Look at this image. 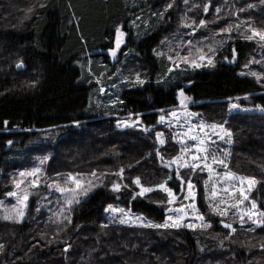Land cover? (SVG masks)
<instances>
[{
    "label": "trees",
    "instance_id": "16d2710c",
    "mask_svg": "<svg viewBox=\"0 0 264 264\" xmlns=\"http://www.w3.org/2000/svg\"><path fill=\"white\" fill-rule=\"evenodd\" d=\"M258 1L220 0L213 2L211 12L222 2H226L222 12L228 17L240 13L241 9V13L251 12L252 8L246 7L253 5V8H259ZM41 4L45 6L40 7ZM233 5L234 12H231ZM161 13L163 3L159 0H0V171L7 168L11 171L20 167L22 162L13 161L14 156H19L15 151H23L27 144V150L30 152L53 149L48 163L49 170L67 166L78 171H81V168L105 171L107 166L116 162V158L123 151L137 148L136 155H142L146 148L138 147L140 132L156 140V132L162 130L166 143L159 144V147L157 144L156 150H159L166 162L176 155L171 154L172 146L169 144L173 138L163 129L167 124L160 123L159 117L165 115L167 119L168 113L179 105L178 90L182 88L185 95L191 97V102L188 103L189 111L197 113L207 122L224 124L231 130L232 143L229 145V155L226 159L228 170L236 175L257 179L258 183L250 190L244 185L245 192L250 200L256 201L260 210H264V111H261V108H264V82L263 79L257 81L243 72V65L239 66L242 60L245 62V48L249 47L248 42L237 40V44L230 48V54L232 48H235L239 56L235 67L220 63L211 69H187L167 75L169 63L162 57L159 59L157 52L165 37L172 32V28L170 24L163 23ZM169 15L175 16L173 11H169L164 17ZM260 16V24L255 26L264 30V18ZM242 17L244 18V14ZM138 20L141 35L146 25L147 28L140 40L135 41L133 35L137 27L131 24ZM221 23L225 21L222 20ZM118 25L127 30V39L121 44L119 57L130 50L138 54L147 64L150 82L143 86L120 85L118 88L122 111L113 119L104 118L103 114L95 112L97 110L92 100L96 97L94 92L97 84L93 78L104 73L103 65L112 66L109 49L115 46V28ZM231 25L236 29V23ZM240 34L242 38L246 35ZM98 50L109 53L95 54ZM88 54L93 60L92 76H89L85 69ZM129 58L126 56L125 63ZM21 60L24 68L18 70L17 64ZM241 72L245 75H240ZM112 83L118 81L114 79ZM104 88L107 91L108 88ZM232 103L239 104L240 108L230 110ZM160 109L165 111L161 113ZM129 113L139 114V124L135 127L119 126L117 131L115 126L118 122L129 120L131 124V121L136 120V115L129 117ZM197 118L193 117L191 123L197 124ZM5 120L8 121L7 126L4 125ZM183 123L182 119L181 124ZM140 125L147 127L149 131H143ZM73 126L79 128L78 131H75ZM63 128L67 130L64 137L66 141L75 145H60L59 141L53 145H33L40 139L52 140L53 136L45 137V134L64 132ZM135 129L138 131H131ZM181 130L183 132L185 128L182 127ZM8 141H12L9 147ZM119 142L121 147L116 148ZM76 151L80 154L77 158L80 165L72 159ZM152 164L156 168L154 175H147L146 169L142 166L138 168V165L127 177L129 182L132 183L131 180L139 176L145 186H155L172 176L167 186L173 189L179 201L185 193L186 185H182L176 178L175 168L170 170L163 166L158 156L153 157ZM217 171L222 173L224 170ZM180 175L186 181L183 172L180 171ZM207 177L208 185L213 188L215 183L218 192L213 203L223 198L231 204L233 201L229 200L228 195L221 189L234 188L238 181L224 182L215 175L209 179V174L204 170L197 173L195 178V187L200 191L196 194L199 210L204 211V207L208 209L205 196L209 192L208 189L205 191L204 182L199 181L197 184V181H206ZM11 190L12 183L7 180L0 183V199L6 198L5 194ZM132 195L133 191L130 190L113 192L109 188H100L77 205L72 213L71 223L53 221L43 226V229L55 228L62 238L61 241L71 245L67 252L64 251L66 245L63 246L54 240L48 242L47 238L40 235L41 222H38V227L28 228V225L36 223L34 213L38 203L32 199L28 205L31 215L27 222L15 230L5 229L0 237V243L5 244L3 250L0 249V264H163L161 256L165 258V253L161 252L160 243H163L164 238L155 239L156 235L151 229L140 238L134 234L125 236L130 237L128 246L123 247L122 244L114 242L111 253H92V248L99 239V232L92 231L90 234L87 225L96 224L95 226L110 230L108 225L125 229L137 222L120 223L118 213L105 211L109 204L124 209L130 208L134 218L148 219L145 222H164L166 216L171 214L168 212L170 206H163V202L168 199L163 191L156 190L145 197L137 196L135 199H132ZM235 195L239 196L238 193ZM154 196L160 198L154 200ZM248 207V201L241 205L244 209ZM233 212L235 210L230 209L227 217H221L211 211V227L206 228L199 249L204 253L206 249L213 250L214 257L212 251L211 259L221 260L223 256H229L230 252L237 251L238 256L243 254L237 264H264V226L255 225L245 217V223L248 224L240 227V221ZM221 219L232 223L236 228L229 241L220 240L219 234L225 232L219 223ZM9 231L13 233H8ZM114 233L112 237L118 239V234ZM175 237L171 239L177 244L179 237ZM185 237L190 246L184 249L189 253H197V257L187 262L184 260L188 256L183 255L180 261L168 264H206L203 262L204 253L198 254L195 241ZM181 241L182 237L180 243ZM51 242L56 243L47 246ZM221 244L223 247H220ZM135 246L140 247L141 251L130 250L129 247ZM144 250L147 253L152 251V255L142 256ZM246 252H249V258Z\"/></svg>",
    "mask_w": 264,
    "mask_h": 264
},
{
    "label": "rangeland",
    "instance_id": "374dc122",
    "mask_svg": "<svg viewBox=\"0 0 264 264\" xmlns=\"http://www.w3.org/2000/svg\"><path fill=\"white\" fill-rule=\"evenodd\" d=\"M159 1L163 3V15L160 18L165 25L170 24V26L172 28V32L165 37L162 46L158 48V50L160 49L158 52H163L166 55H164V56L158 55V57H159V59H161V57L166 59V61L169 63V67L171 66V64L167 60L166 56L168 54L174 55V53L169 52V47L178 48V46H180L181 43H183L186 46L187 41L191 40L193 42V46H194L193 50H195V47H204V50L207 51L206 45L212 44L214 47H217V45L215 44V41L223 39L225 41L224 46L221 49H219L218 54L214 57L215 66L214 67L204 66V67L198 68V69H202V68L211 69V68H215L218 64L222 63V60L225 56H227V57L230 56L229 58H231L232 56L230 54V48L233 45L237 44L236 43L237 40H240V41L248 42V44H249V47L245 48L246 49V59H245L246 63L243 62V60L239 63L240 67L243 65L241 70L243 72H245L246 74H248L250 72L264 73V46H261V43H258L256 40L247 41L244 39V37L242 38L241 34H240V33H243L246 35L250 34V32L248 31L249 25L259 29V27H256L255 24H260L259 15L263 16L262 18H264V2H262V0L258 1V3H259L258 7L259 8H253V7H248V6L246 7L245 6L246 8H252L251 12L241 13V11H240V13L234 14V15L231 14L229 17L227 15H224L222 12V9L226 6V2H222L218 5V7L221 9V11L219 13H216L215 10L213 12H211L212 4H214L213 2H217L220 0H187V3H185V0H167V3H166V0H159ZM169 3L172 4L171 8H167V5ZM205 5H209L207 13H205L203 10ZM166 8H167V10L165 11ZM233 10H234V5L232 6L231 12H234ZM169 11H173L175 16L169 15L165 18L164 15ZM242 14H244V18L242 17ZM139 19H142V17H139ZM152 19H154V18L152 17ZM200 20H205L207 22L205 27L199 26ZM222 20H224L225 23H221ZM193 21H195L196 23L193 24ZM139 22H140V20H138L137 22L134 21L135 24H133V23L131 24V26L137 27V30L135 31V33L133 35V40L135 38V41L140 40V37H142L145 34V28H147V25H146L143 29L144 32L141 35L140 34L141 28L139 29ZM152 22L154 24L157 23L154 21H152ZM232 23H236L237 25H239V28L236 27V29H233L230 36L227 33H220L221 28L226 27L227 25L232 24ZM219 24H221V25H219ZM186 25H192V26L188 27ZM156 28L157 27H155V29ZM122 30L126 33V35L124 37V41H125L127 39L126 38L127 37V30H124V28ZM147 31H148V29H147ZM119 51H120V49L117 51L115 57H113L112 55L110 57L111 58L110 60L112 61V64H111L112 66L106 67L105 65H103L105 68L104 69V76H100V77L94 76V78H93V81L97 84V87H96L95 92H94V96H96V97H95V99L93 97L92 102H93V104L97 110V111H95L96 114H103L105 116L104 118H109V117H112L113 119L117 118L118 117L117 113H119V111L120 112L122 111V105L120 103H117L115 106H113L111 101L116 100L117 97L120 100V89L118 88V87H120V85L127 84L130 86H134L132 83L127 82L125 80V78H128V80H132V79H134V74L139 72L141 75V78L145 80L144 84H147L150 82V71L146 66L147 64L145 62H143V60H141L140 56L136 53L134 54V52H132L130 50V51H127L124 54V56L119 57V54H118ZM185 51H186V47H185ZM181 54H185V52L182 51ZM126 56H128V58L130 56H134V58H129L127 60V62L125 63ZM87 58H88V61H87V65L85 66V69H86L87 74L89 76H92L93 75V70H92L93 60L90 58L89 54L87 55ZM253 59L255 61H260V63H254V62L250 63V61H252ZM89 61H91L90 64H89ZM244 64H247L248 67H244ZM98 66L99 65H97V67ZM89 67L91 68V72H89ZM187 69H192V68L181 64L180 67L175 69L173 72H175V71L182 72V71H185ZM173 72H171V73L166 72V74L170 75ZM109 77H111V78H109ZM97 78L100 79L99 84L96 82ZM114 79H116L118 81V83H112L111 84V81H113ZM263 82H264V79H263ZM104 86H106V88H108V89L105 93H101L99 91V89H100V87H104ZM135 86H140V85H135ZM189 102H191V101H189ZM197 117L198 118L196 119L197 120L196 122L199 123V120L203 119V118L201 116H197ZM118 120L120 121L122 119H118ZM203 120L205 121V119H203ZM205 122L210 123L207 121H205ZM182 125H184V123ZM118 127L119 126L117 123L115 126V129L117 131L119 130ZM74 128H76V127H74ZM184 128L186 130L187 125H184ZM78 129L79 128H76L75 131H78ZM163 129L166 130L167 132H169L171 134L172 138L175 135V133L182 132L181 128H177L175 125H173L171 128H169L168 126H165ZM63 131L64 132H55V133L45 134V137L51 135V136H53V139L52 140L40 139V140L35 141L33 143V145H35V146H40L42 144H52L53 145L57 141H59L60 145H64V144L67 145L69 143L74 144L73 142L66 141V139L64 138L67 135V134H65V132H67L66 128H63ZM131 131H138V130L135 129V130H131ZM160 132H162L164 134L163 139H165L164 131L162 130ZM212 139L215 140V145L213 147V151H215L217 156L225 159V161H226L227 156H225L224 153L225 152L228 153L229 145H230L227 142V138H225L224 140H220L216 136H213ZM85 140L88 141V139H85ZM173 141H171L169 143V144H171L170 146H172L171 154L178 155L181 145L177 142V140L173 139ZM188 143H192V142L188 141ZM157 144L159 147V143L158 142L156 143L155 138L150 137V136L140 132L139 133L138 147L139 148H146L143 150L141 156L136 155L137 148L135 150L132 149L131 151H123V153L116 158V160H115L116 162L107 166L105 171H98L95 168L84 170L80 167L82 172L78 171V170L69 169L67 166L56 169V170H49L48 163L51 160L50 154H51L53 149L52 150H40L37 152H30L27 150V147L29 146V144H27L23 147V149H24L23 151L22 150L21 151H18V150L15 151V154L18 153L19 156L18 157L14 156V159H13V161L18 160V161L22 162V165L20 167H17L15 169L11 170V171L8 170L9 168L1 170L0 171V183H3L4 180H7L9 183H12L14 178H16V179L20 178L19 177L20 172L26 171V170H31V169L36 168V167L41 168L42 171L40 174L39 187L28 188V191L30 192V197H29L27 204L29 205L30 201L32 199H35V200H37V203H38L37 208L40 209L39 212L35 211V213H34V217H35L34 221L36 223L34 225H31V226L28 225V228L29 227L30 228L31 227H38V222H41L42 225L40 228V235H42L43 238H45V239L47 238L48 242H50L52 240H54L56 242L58 241L59 243H61L64 246V245H66L65 244L66 242L64 240L61 241L62 238L58 235V232L55 228L48 227L46 229H43V226H45L49 223H53V221H57V217H56L55 213H57L59 211V209L63 203V195L59 192H56L54 189L48 188L47 184L52 183L53 180H59L61 182L62 187H72L73 185H71L70 183L64 184V180L67 178L68 174H73V175L82 174V178L85 181H87L88 179H92V182L94 184H96L97 186L92 188L91 190H89L86 196H80L79 197L80 203L73 205V211L75 210L77 205H80L82 202L87 200L90 197V195H92L96 190H98L100 188H109L111 190V184L113 182H120V183H122V185L128 186L127 188L122 187L121 191H128V190L133 191V192L138 191V188L133 183H130L129 178H127V177L129 176L130 172H132L134 170V168L138 165H139L138 168H140V166H142L146 169L147 175H154V173L156 172V168L152 164V160H153V157L157 158V154L155 152V151H157L156 150ZM7 146L9 147V146H11V144L8 143ZM70 147H71V145H70ZM120 147H121V142H119L117 144L116 148H120ZM74 154H75V157L72 159L75 160L79 164L77 158L80 157V154L78 151H76ZM132 156H135V158H131ZM171 159L172 158L170 157V160ZM41 160H44L43 164H41ZM159 161H160V159H159ZM162 165L164 166V163ZM213 167L217 170H224L223 166L214 165ZM120 168L124 169V175H123L122 180L119 176L113 175V173L118 172ZM172 168H175V166H173ZM169 169L171 170V168H169ZM93 171H95L97 173V176L99 177V181H97L95 178H91L88 175ZM141 171L144 172L142 169H141ZM180 171H181V173L183 172L184 178H186V180L191 178L194 185L196 183V180H195L196 174L201 173V170H199V169L195 173H192L189 169H186V168H181ZM101 173H107V175L101 176ZM144 173H146V172H144ZM57 174H59V175H57ZM237 175L238 176H245V175H241V174H237ZM78 178H81V177H78ZM30 179L31 178H26V183L24 185H22V187H27V180H30ZM133 180L134 179H132L131 182ZM199 181L205 183V181L203 179H201V180L197 181V184ZM206 181H208V177H207ZM83 186L87 187V184L85 183ZM207 189H208L209 193L205 196V199L207 200L208 209L204 207V211L201 210L200 212L204 214V217L206 220H209V214L211 213V211L209 209V204L210 203L214 204L213 203L214 197L212 196L213 188L211 186H209L208 183H207V185L205 184V191ZM12 190H14L13 183H12ZM199 192H200L199 189L197 187H195V193L197 194ZM186 194H187V189L185 190V193L183 196H185ZM183 196L179 201H176V203L174 205H168L165 201V202H163V206L177 207V206H179V204L181 202H183L185 204L189 203V201L183 200ZM159 198L160 197H158V196H154V200H157ZM58 200L60 201L59 204L57 203ZM0 201L3 202V205L0 206V237H1V235L3 234L5 229L15 230L16 227H19V226L25 224L29 218V215H31V210H29L27 207L26 215L24 216L22 222H17L16 219H5L4 218L5 216L11 215V213L6 211L5 209L11 208V205L15 204L16 200H15V198H12V197H6L4 199H0ZM196 202H197V197L195 195V203ZM73 211L70 213L71 219H72ZM47 216H49V219H47ZM62 219L63 218L60 217V220H62ZM144 220L147 221L148 219L144 218ZM152 223L161 224L163 222H152ZM247 224L244 223L243 225L240 224L239 226L243 227ZM95 225L96 224H90V225L86 226V228L90 231V234L92 231L99 232L98 233L99 239L96 240V246L92 248L93 255L98 254V253H102V252H106V251L111 253L112 249H113L111 247H112V244L114 242H116L117 244H122L123 247L128 246L129 242H130V237H125V236H130V234H134L140 238L142 236H145V234L147 232H149V229H151L152 232L155 233V235H156L154 237L155 239L159 240V237H160V239L162 240L164 238L163 243H160V245H162L161 252L165 253V258L161 256V259L163 260L162 261L163 264L174 263L176 261H180L181 259H183V255L188 256L187 259L184 260L187 262L189 259H192L193 257H197V253L196 254H194V252L189 253V251H187V249H184V247L187 248L188 246H190V243L186 239L185 236H187L188 239L195 241L196 246H198V254L204 253L199 248H200V241H201L202 237L205 236V230L206 229H202L200 227H197L195 230L189 229V228H184V227H181L179 229H175V228H167V229H165V228H152V227L142 226L139 221H137L131 227L125 228V229L117 228V227H113V226L108 225L111 229L107 230L106 227H98ZM96 228H98L99 230H95ZM24 229H26V228H24ZM113 231L118 234V239H113L112 236L115 235V233ZM223 231H225V232L219 234L220 240L223 239L224 241H229L231 239V237H230L231 234L227 230H223ZM101 232H104V234ZM8 233H13V231H9ZM61 235L66 237L62 233H61ZM175 236L179 237V240ZM171 237H175L177 239V244H174ZM181 237H182V241L180 243ZM56 242H51L47 246L55 244ZM179 244L181 246H175V245H179ZM0 245H3V248L5 247L4 243L3 244L0 243ZM65 247L66 246H64V249H65ZM220 247H223V244H221ZM3 248H2V250H3ZM114 248H115V246H114ZM129 248L132 251L135 250V252L141 251V248L138 246H135L132 248L129 247ZM2 250L0 251V255H1ZM69 250H70V248L68 249V251ZM212 251L213 250L209 251L206 249V253L203 254V258H204L203 262H205L206 264H237V261H239L240 258H242V256H243V254L238 256L239 253L237 251H234V253L230 252L229 256L227 254H225L227 256H223L221 258V260H219L218 258L211 259ZM146 254L152 255V251L147 253V251L144 250V254L141 253L142 256H146ZM246 254H248V258H249V252H246ZM90 255H92V254L90 253ZM212 257H214V251H213ZM18 264H19V262H18Z\"/></svg>",
    "mask_w": 264,
    "mask_h": 264
},
{
    "label": "snow or ice",
    "instance_id": "6c2138e0",
    "mask_svg": "<svg viewBox=\"0 0 264 264\" xmlns=\"http://www.w3.org/2000/svg\"><path fill=\"white\" fill-rule=\"evenodd\" d=\"M264 2V0H262ZM185 3H187V0H185ZM45 5L41 4L40 7H44ZM172 4L169 3L167 5V8H171ZM209 5L204 6V12L207 13ZM248 7H253V5H249ZM165 9V11L167 10ZM32 9H29L31 11ZM216 13H219L221 9L217 7L215 9ZM243 11V9H241ZM163 13H161V16ZM73 16H75V13H73ZM72 21H70L71 23ZM134 23V22H133ZM196 22L193 21V24ZM79 22L77 21V26ZM207 22L205 20L199 21L200 27H205ZM188 27H191L192 25H186ZM233 25L229 24L226 27H223L220 29V33H227L231 34L233 30ZM235 27L239 28V25H236ZM123 26L118 25L115 28V41H114V47L109 49L110 54L115 57L117 51L120 49L121 44L124 42V37L126 33L122 30ZM248 31L250 34L245 35L244 39L247 41H253L256 40L258 43H261V46H264V30L257 29L255 27H252L249 25ZM83 39V37H81ZM225 41L223 39L215 41V44L217 47H214L212 44L206 45L207 51L204 50V47H195V50H193V42L191 40L187 41V45L185 46L183 43H181L178 48H172L169 47V52L174 53V55L168 54L166 56L167 60L170 62L171 66L168 67L167 72L171 73L175 69L179 68L181 64L186 65L188 67H191L192 69H198L204 66H215V60L214 57L218 54L219 49H221L224 46ZM186 47V51H185ZM182 51L185 52V54H181ZM157 55L164 56L166 55L163 52H157ZM236 58V50L235 48H232V59L229 60V57L225 56L223 59L225 62L234 63ZM260 63V61H255L254 59L250 61V63ZM91 61H89V64ZM23 64V61L21 60L17 67H21ZM244 67H248L247 64L244 65ZM89 72H91V68L89 67ZM249 75L255 77L257 81H260L261 79H264V73H256V72H250ZM240 75H245V73L241 72ZM101 76H104V73H101ZM111 78V77H109ZM125 80L129 83H132L135 85L143 86L145 83V80L141 78V75L139 72L134 74V79L128 80V78H125ZM96 82L99 84L100 79L97 78ZM99 91L101 93H105L106 89L104 87H100ZM246 98V97H245ZM178 99H179V105L172 109L168 113V118L166 119L165 115H160L159 122L160 123H166L169 128H171L173 125H175L177 128H182L184 125H187L186 130L183 132L175 133L173 136L174 140H177V142L181 145L179 154L174 156L171 160L164 161L163 155L159 152V150L156 151L157 156L161 160L162 163H164L165 167L172 168L175 166V176L178 180L181 181L182 185H186L187 194L183 196V200L189 201V203L185 204L181 202L179 206L177 207H169L168 212L171 213L170 215L166 216V219L161 224H156L152 222H145L143 217H133V214L131 212V209H124L117 206H114L112 204L107 205V208L105 211H111L112 213H118L119 216L117 217L119 219V222L122 224L127 223H135L136 221H139L142 226L145 227H152V228H175L179 229L181 227L189 228L195 230L197 227H200L202 229H206L211 227V221L206 220L204 217V214L200 212L199 208L197 207L195 203V185L193 184L191 178L188 180H184L183 177L180 175V169L186 168L189 169L192 173H195L198 169L201 171L206 170L209 174V179L213 175L220 178L224 182H230V181H238V185L234 188H228L223 187L221 190L228 195V199L232 200L233 202L229 204L225 199L221 198L217 203H210L209 209L210 211L214 212L216 215L221 217H227L229 215L230 209H234L235 212H233L234 216H237L240 224L243 225L245 221V217H247V220L251 221L253 224L258 226H264V210H260L255 200H250L249 196L245 192L244 185L247 186V189H252L258 181L255 177L250 176H238L231 171L228 170V164L226 163L225 159L219 157L216 155L215 151H213V147L215 145V140L212 139L213 136H216L220 140H224L227 138V142L230 144L232 143V136L233 133L230 129L226 128L224 124H218V123H206L203 119L199 120V123L192 124L191 120L193 117L198 116L197 113H193L188 110V102L191 101V97H188L185 95L184 90L180 88L178 90ZM239 99V98H237ZM112 105L115 106L117 103H122V101L119 100L117 97L116 100L111 101ZM230 110L231 109H239L240 105L236 103L230 104ZM161 113H163L165 110L160 109ZM261 111H264V108H261ZM136 115V120L131 121V124L129 123V120H125L123 122H118V126L121 127H128V126H137L139 124V114H133L129 113V117ZM183 119L184 125L181 124V120ZM78 123V122H77ZM8 121H4V125L7 126ZM143 128V131L148 132L149 129L147 127H143V125H140ZM210 130V131H209ZM163 133L162 132H156V141L160 145H164L166 143L165 139H163ZM188 141H191L192 143H188ZM9 144L12 143V141H8ZM225 156L229 155V153L225 152ZM46 159V158H45ZM44 163V160H41V164ZM214 165L217 166H223L224 171L218 172L213 167ZM41 168L36 167L31 170L22 171L19 173V179L14 178L12 183L14 185V190L8 191L5 195L7 197L15 198L16 203L11 205V208L5 209L6 211L10 212L11 215H7L4 218L5 219H16L17 222H22L24 216L26 215V210L28 207V200L30 197V192L28 191V188H37L39 187V181H40V174H41ZM59 175V174H57ZM91 178H95L97 181H99V177L97 176V173L95 171L88 174ZM107 173H101V176H105ZM113 175H117L123 179L124 175V169L120 168L118 172L113 173ZM81 177V178H78ZM26 178H31L30 180H27V187H22L26 183ZM172 179V176H169L167 180L163 181L162 183H159L155 186H145L143 183H141V179L139 176L135 177L132 183L138 188V191H134L132 195V199H135L137 196L139 197H145L146 194L152 193L153 191L160 190L167 194V201L166 203L168 205H174L177 201V196L173 192V189L168 187V180ZM71 184L72 187H62L61 182L59 180H53L52 183L47 184V187L50 189H54L56 192H59L63 195V203L57 213H55L57 217V221L59 223H63L64 221H67L68 223H71V215L70 213L73 211V205L80 203V196H86L88 191L92 188L96 187L97 185L92 182V179H88L87 181L83 180L82 174H68L67 178L64 180V184ZM87 184V187H84V184ZM208 181H205V184L207 185ZM127 188V185H122L120 182H113L111 184V190L114 192H120L121 189ZM238 193L239 196L237 197L235 194ZM218 195V192L216 190L215 183L213 184V191L212 196L216 197ZM245 201H248L250 207L247 209L241 208V205L245 203ZM57 203L59 204L60 201L58 200ZM3 205V202L0 201V206ZM221 205H225L224 207H221ZM37 212L40 211L39 208L36 209ZM67 213V214H66ZM60 217L63 219L60 220ZM219 223L226 229L229 230V233H235L236 228L233 227L232 223L226 222L224 219H221ZM71 247L70 244L66 245L64 251L67 252L68 249ZM3 248V245H0V249Z\"/></svg>",
    "mask_w": 264,
    "mask_h": 264
},
{
    "label": "water",
    "instance_id": "95a60500",
    "mask_svg": "<svg viewBox=\"0 0 264 264\" xmlns=\"http://www.w3.org/2000/svg\"><path fill=\"white\" fill-rule=\"evenodd\" d=\"M101 53H109V52H106V51H102V50H98V51H96V54H101ZM231 56H232V52H231ZM232 59V57L231 58H229V60H231ZM238 62H239V56L237 55V53H236V58H235V62L234 63H229V62H225L224 61V59L222 60V63H224L225 65H227V66H229V67H235L237 64H238ZM19 68H22V66L21 67H19ZM224 228V227H223ZM225 230H227V231H229L228 229H226V228H224Z\"/></svg>",
    "mask_w": 264,
    "mask_h": 264
},
{
    "label": "bare ground",
    "instance_id": "6f19581e",
    "mask_svg": "<svg viewBox=\"0 0 264 264\" xmlns=\"http://www.w3.org/2000/svg\"><path fill=\"white\" fill-rule=\"evenodd\" d=\"M232 52V51H231ZM95 54H96V52H95ZM24 68V66H23V64H22V68H17L18 70H22ZM175 74V73H174ZM127 88V87H126ZM117 89V88H116ZM109 95V94H108ZM98 100V99H97ZM103 100V99H102ZM106 108V107H105ZM115 108V107H114ZM108 109V108H107ZM155 151V150H154ZM156 152V151H155ZM223 172V171H222ZM114 239V238H113ZM143 251V250H142ZM175 253V252H174ZM118 254V253H117ZM174 260V259H173ZM132 261V260H131ZM132 263V262H131Z\"/></svg>",
    "mask_w": 264,
    "mask_h": 264
}]
</instances>
